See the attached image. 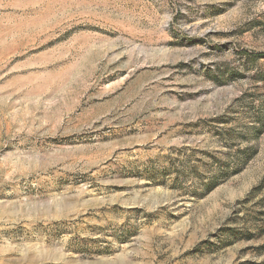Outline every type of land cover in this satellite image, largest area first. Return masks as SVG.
<instances>
[{
    "label": "rangeland",
    "instance_id": "rangeland-1",
    "mask_svg": "<svg viewBox=\"0 0 264 264\" xmlns=\"http://www.w3.org/2000/svg\"><path fill=\"white\" fill-rule=\"evenodd\" d=\"M0 264H264V0H0Z\"/></svg>",
    "mask_w": 264,
    "mask_h": 264
}]
</instances>
